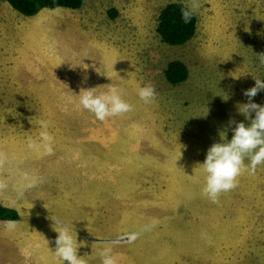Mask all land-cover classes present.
<instances>
[{
	"label": "rangeland",
	"instance_id": "1",
	"mask_svg": "<svg viewBox=\"0 0 264 264\" xmlns=\"http://www.w3.org/2000/svg\"><path fill=\"white\" fill-rule=\"evenodd\" d=\"M174 2L188 0H84L34 17L0 2V203L22 195L23 212L36 208L40 221L25 229L32 241L15 227L0 264H32L23 263L28 240L39 247L29 249L41 254L34 261L63 264L51 216L77 236L86 264H101L109 246L118 264H264V166L218 203L202 195L197 168L214 143L231 141L230 121L250 125L236 106L248 102L254 78L264 79V0H198L196 35L182 46L157 32L161 10ZM99 47L108 52L95 57ZM173 61L188 69L178 85L165 76ZM111 84L133 111L100 121L78 95ZM146 85L154 103L138 96ZM253 102L264 106V90ZM41 122L66 146L59 154L67 163L50 165L55 154L22 147L40 140ZM26 177L45 182L24 192ZM131 233H140L134 243L111 244Z\"/></svg>",
	"mask_w": 264,
	"mask_h": 264
},
{
	"label": "clouds",
	"instance_id": "2",
	"mask_svg": "<svg viewBox=\"0 0 264 264\" xmlns=\"http://www.w3.org/2000/svg\"><path fill=\"white\" fill-rule=\"evenodd\" d=\"M200 5L198 0H188L181 8V18L184 23H190L193 16L198 11ZM59 11V9H56ZM260 66L264 67V53L257 55ZM255 79V86L245 90L244 96L248 98V102L237 104V110L240 115H243L250 121V125L245 123H236L233 128V136L231 141H225L223 133L221 139L223 143H214L208 150L206 160L203 164L198 165L205 173V182L202 187V195L209 199L212 203H218L219 197L238 187L239 177L245 173L255 175L259 166H264V106L253 102V98L258 92L264 90V81ZM108 91L100 95L95 94L96 89L81 90L79 104L83 109L94 114L96 119L105 121L108 118L122 116L133 111V106L123 99L124 92L122 89L114 87L112 84L105 86ZM156 90L151 85H146L139 88L138 96L145 104L154 103L156 100ZM255 118H252V114ZM42 131L40 132V141L29 140V147L39 149L43 147L47 154L53 152L52 141L53 137L47 131L48 125L44 122ZM248 160L249 163H245ZM196 168V169H197ZM4 187L0 184V189ZM54 221V231L58 233L55 240L56 249L54 255L59 258L63 264H86L85 257L81 258L78 255L80 245L76 238L71 234V229L67 225L61 224L56 218H51ZM4 223L15 226V221H5ZM148 230V229H145ZM140 233L128 234L126 238L121 237L111 244H120L121 240L126 243H134L139 238ZM202 239H208L206 233L201 234ZM210 242V241H209ZM101 264H118L117 259L112 254V248L105 247L100 252Z\"/></svg>",
	"mask_w": 264,
	"mask_h": 264
},
{
	"label": "trees",
	"instance_id": "3",
	"mask_svg": "<svg viewBox=\"0 0 264 264\" xmlns=\"http://www.w3.org/2000/svg\"><path fill=\"white\" fill-rule=\"evenodd\" d=\"M0 2L9 4L13 10L25 17H34L43 10L80 9L84 0H0ZM182 6L184 5L179 2L170 3L159 15L157 32L161 40L171 46H182L196 35L197 18L194 15L190 23H184L181 18ZM165 76L171 84L178 85L188 79V69L183 63L173 61L168 64ZM0 220L18 221L20 215L16 210L0 203Z\"/></svg>",
	"mask_w": 264,
	"mask_h": 264
},
{
	"label": "crops",
	"instance_id": "4",
	"mask_svg": "<svg viewBox=\"0 0 264 264\" xmlns=\"http://www.w3.org/2000/svg\"><path fill=\"white\" fill-rule=\"evenodd\" d=\"M102 46V45H101ZM103 52V53H106V52H108V51H105L104 49H103V47H99L97 50H95L94 51V56L95 57H98L100 54H99V52ZM98 63V62H97ZM95 69H97L95 66H94V68H93V71L95 70ZM82 71V74L84 75V77H86V70L85 69H82L81 70ZM87 78V77H86ZM105 81V80H104ZM103 81V82H104ZM0 139H1V142L0 143H3V140H2V136L0 137ZM54 139V138H53ZM56 140V139H55ZM38 144L39 143H41V141L40 140H38V141H36ZM54 142V141H53ZM52 142V148H53V154H55V156H54V159H50V160H47V163L48 164H50V165H53V166H55L56 164L54 163V160L55 159H61L62 161H63V163H67L66 161H68V157H65V156H62L61 154H59L60 152H62V151H66V146H63L62 144H56V143H53ZM6 145V144H5ZM11 146H13V144H10ZM22 146V145H21ZM23 148H27L28 149V151L29 152H38L39 153V151L40 150H42L43 152L45 151L44 149H43V147H40L39 149H33V148H30L29 147V144L27 145V144H25V146H22ZM67 151L71 154L72 153V150H68L67 149ZM41 155L42 154H39V160H41ZM0 161H1V159H0ZM56 175V174H55ZM55 175H53V178H55ZM44 179V177H39L38 179H37V181L40 179ZM46 178H48V177H46ZM55 180H56V178H55ZM103 180V179H102ZM107 180H109V179H107ZM37 181H35V179L34 178H25L24 180H22V182H21V184H20V187H24V192H28V191H30L31 189H33V188H35V187H40L41 185H42V183H43V181L45 182V180H43L42 182H40V183H37ZM34 182V185L32 186V183ZM8 185V187L6 186V188L7 189H10L11 187L9 186V184H7ZM2 189H4V188H2ZM1 194V193H0ZM43 196H44V192H42V194L41 195H39V200L40 201H42L43 202ZM14 199H10L11 201V203H6L5 205H3V206H5V207H8V208H11V209H14V210H16L18 213H19V215H20V220H18V221H15L16 223H15V226L13 227V226H11V225H8V224H6V223H4L5 221H1L0 220V234L3 236V238H2V240H1V238H0V247L1 248H3L4 246H3V244H2V242L4 241V240H6V238H7V236L8 235H10V234H15V227H17V226H20V227H22V225H24V227H22V230H21V232L23 233V234H26L27 235V237L29 238L30 237V239H31V236L25 231V229L26 230H30V231H32L31 230V227H35V226H31L32 224H40V221L38 220V211H37V209L36 208H34L33 209V211H28L27 213H24L23 211H24V207H25V205H24V203H23V201H24V196L22 197V195H15L14 197H13ZM15 200H18V202H15ZM31 218H33V222L32 223H30V221H31ZM51 218H52V216H51ZM28 220V221H27ZM27 221V222H26ZM26 222V223H25ZM50 222H52V223H54V221L51 219V221ZM5 236H4V235ZM33 238L34 239H36V240H38V238H37V236H36V233L34 234V236H33ZM7 241V240H6ZM31 241H32V239H31ZM31 248H39V247H37V246H35V245H33V243L32 242H30L29 240L27 241V244H26V246H25V252L24 253H22V256H25V259H26V261H24L23 263H32V264H42V261L41 260H39L38 261V259L36 260V261H34V259H33V257L34 256H38V255H41L39 252H37L35 255H33V253L34 252H31L29 249H31Z\"/></svg>",
	"mask_w": 264,
	"mask_h": 264
}]
</instances>
